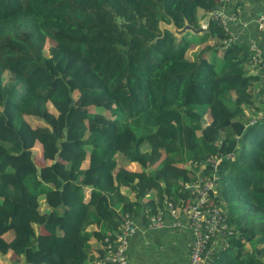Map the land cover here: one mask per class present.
Returning <instances> with one entry per match:
<instances>
[{
  "label": "trees",
  "instance_id": "16d2710c",
  "mask_svg": "<svg viewBox=\"0 0 264 264\" xmlns=\"http://www.w3.org/2000/svg\"><path fill=\"white\" fill-rule=\"evenodd\" d=\"M219 4L0 0V253L14 254L10 264L92 262L126 215L135 226L141 214L168 221L167 199L182 219L198 176L215 178L204 204L226 223L211 264L264 263V120L245 112L264 108V86L248 49L225 44L217 20L195 50L185 31L158 24L198 26L197 11Z\"/></svg>",
  "mask_w": 264,
  "mask_h": 264
},
{
  "label": "built area",
  "instance_id": "2783aa9c",
  "mask_svg": "<svg viewBox=\"0 0 264 264\" xmlns=\"http://www.w3.org/2000/svg\"><path fill=\"white\" fill-rule=\"evenodd\" d=\"M233 0H220L219 6L205 13L204 22L208 19L217 20L228 37L224 43L232 40L243 42L248 51V65L255 69L258 75L257 85L264 86V13H260L252 22L258 32L255 36L245 35L246 24H242L240 5L233 4L227 7L225 4ZM235 27V28H233ZM246 49V50H247ZM215 178L203 179L196 177L186 185L193 196L191 203L182 211V219L178 218V211L173 204L165 199L164 209L169 220L163 219L162 214L157 212L147 217V227L150 229L168 227L172 229H187L191 233V241L188 248L187 264H211L212 254L215 247H225L227 243L223 239L226 223L221 209L216 205H205L208 191L213 189ZM136 230L135 224L126 215L113 236H103L100 251L96 253L93 264H127V247L129 238Z\"/></svg>",
  "mask_w": 264,
  "mask_h": 264
},
{
  "label": "crops",
  "instance_id": "0c3cea01",
  "mask_svg": "<svg viewBox=\"0 0 264 264\" xmlns=\"http://www.w3.org/2000/svg\"><path fill=\"white\" fill-rule=\"evenodd\" d=\"M236 2L241 7L239 20L242 24H246L245 35H257L258 32L252 21L260 13H264V0H237ZM134 220L137 225L134 234L129 238L127 264H187L191 241L190 231L167 227L150 229L147 227V216L143 214ZM97 246L99 243L95 241L94 247ZM222 248L217 246L215 251ZM95 253L96 250L94 255ZM85 264H93V261Z\"/></svg>",
  "mask_w": 264,
  "mask_h": 264
},
{
  "label": "rangeland",
  "instance_id": "374dc122",
  "mask_svg": "<svg viewBox=\"0 0 264 264\" xmlns=\"http://www.w3.org/2000/svg\"><path fill=\"white\" fill-rule=\"evenodd\" d=\"M233 4L237 5L238 3L236 1H230V2L226 3L225 5L227 7H232V6H234ZM204 17H205V13L202 10L201 11H197L196 22H197L198 26L200 24H203ZM233 28H235V27H233ZM201 35L202 34L191 33L189 31H187V32L185 31L184 32L185 38L190 43L189 44V46L191 47L190 49H193V50L196 49L195 44L201 39ZM48 43H53V41L51 39H47L46 40V45ZM205 43H207V41ZM217 55H218L217 56L218 58H216V61H215L216 63L218 62L217 60L219 59V56H220L219 54H217ZM244 63H248V58L245 59ZM249 71L255 72V69L250 68ZM5 76H6V73L3 75V77L5 78ZM261 107H263V106L262 105L259 106V108L257 110H253V109H251L249 107L245 108V112L247 113V119L250 117L251 119L255 120L258 117H260L261 120H264V108H261ZM39 158H41V157L37 156L36 158L34 157L33 159L37 161V160H39ZM42 162H44V160ZM186 163H188V160L185 161V164ZM217 190H218V187H217ZM217 190H215V191L217 192ZM247 245L249 246L248 243H247ZM248 246L246 247V249L250 250V248ZM12 256L15 257L14 254H12L10 252L4 253V254L0 253V264H10L11 261H12ZM261 259H263V261H264V256H262Z\"/></svg>",
  "mask_w": 264,
  "mask_h": 264
},
{
  "label": "water",
  "instance_id": "95a60500",
  "mask_svg": "<svg viewBox=\"0 0 264 264\" xmlns=\"http://www.w3.org/2000/svg\"><path fill=\"white\" fill-rule=\"evenodd\" d=\"M159 27H166L169 30H171L175 35L179 36L184 31H190L192 33H202L206 29V25H199V26H193L192 24L188 23L187 21H184V23L180 27H176L173 22L170 23H163L162 21L158 23Z\"/></svg>",
  "mask_w": 264,
  "mask_h": 264
},
{
  "label": "clouds",
  "instance_id": "9594fccd",
  "mask_svg": "<svg viewBox=\"0 0 264 264\" xmlns=\"http://www.w3.org/2000/svg\"><path fill=\"white\" fill-rule=\"evenodd\" d=\"M204 13H206V12H204ZM201 25V24H200ZM207 26V25H206ZM257 119H260V117H258ZM256 120V119H255ZM250 121H253V119H251L250 118ZM247 123V122H246ZM231 158H232V156H231Z\"/></svg>",
  "mask_w": 264,
  "mask_h": 264
}]
</instances>
